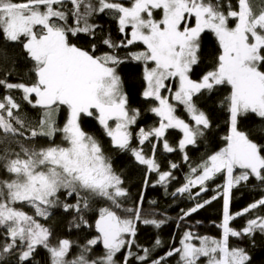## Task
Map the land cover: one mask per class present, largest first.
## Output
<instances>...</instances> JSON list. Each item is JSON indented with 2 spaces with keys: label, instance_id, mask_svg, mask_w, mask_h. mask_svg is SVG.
Listing matches in <instances>:
<instances>
[{
  "label": "snow or ice",
  "instance_id": "6c2138e0",
  "mask_svg": "<svg viewBox=\"0 0 264 264\" xmlns=\"http://www.w3.org/2000/svg\"><path fill=\"white\" fill-rule=\"evenodd\" d=\"M101 16L115 22L122 37L116 41L109 32L101 38L107 51L93 42L104 31ZM206 34L217 48L194 79L204 64ZM82 36L87 46L73 42ZM121 49H128L124 57ZM128 62L139 69L125 77L121 66ZM22 68L27 72L21 76ZM133 79L143 107L133 106ZM0 89V264H168L172 257L176 264H258L256 237L264 238V0H0ZM221 89L227 95L220 107L228 114L223 146L193 165L189 147L218 127L200 102ZM25 104L38 119L28 117ZM146 113L158 118L156 124L134 133ZM252 116L261 127L243 129L242 121ZM85 118L98 123L107 144L85 130ZM169 130L181 133L175 146ZM158 149L179 151L189 165L185 182L171 193H187L194 202L180 210L179 220L220 198L223 216L219 237L189 228L179 246L154 257L151 248L136 244L138 224L159 229L167 221L144 214L143 192L126 206L130 189L117 165L130 155L146 168L144 186L154 173L152 186L167 193L180 165L168 161L164 170ZM217 176L224 183L200 201ZM253 179L260 198L232 213L233 190ZM93 211L94 219L88 215ZM248 214L241 229L232 227ZM244 239L252 250L233 243ZM134 245L140 252L132 251ZM161 246L155 239L154 247Z\"/></svg>",
  "mask_w": 264,
  "mask_h": 264
},
{
  "label": "trees",
  "instance_id": "16d2710c",
  "mask_svg": "<svg viewBox=\"0 0 264 264\" xmlns=\"http://www.w3.org/2000/svg\"><path fill=\"white\" fill-rule=\"evenodd\" d=\"M70 7V5H69ZM98 22L101 23L104 27L103 32H97L96 40L93 41L97 43V46L102 51H107L103 45L99 43L100 39L106 36L109 32L114 40L119 41L122 37L117 30L115 22L109 20L108 18L101 16L98 18ZM207 42L204 45V55L205 60L204 64L201 65L200 69H197V74L193 77L198 78L201 74V70H207V68L211 65V54L216 51L217 45L215 43V39L211 34H206ZM86 37H81L80 40H74V43H78L81 46H87L85 44ZM139 49V46L132 48L133 51ZM14 52H19V49H14ZM128 49L119 50V54L121 57H124L127 53ZM24 61L21 58V64L23 65ZM122 71L121 75L125 77H129L135 71H138L139 66L135 62H128L121 66ZM24 72H27V68H22L21 76ZM13 79H17L14 75ZM130 84H133L131 94L133 95V106L134 107H143V101L139 96L140 84L137 80H130ZM5 94L3 89H0V97ZM13 95H19L18 93H13ZM227 95L226 89H221L217 91L214 95L211 96L210 99L205 98L201 100V107H204L205 110H211L213 115V120L218 127L213 129L212 136L209 137L208 140L198 143L197 146H190L188 149V154L190 157V163L195 165L199 163L203 158H206L207 155H210L212 152L217 151L220 147L223 146V142L221 137L226 134L227 124L226 120L228 118L227 111L220 107V101L223 100L224 96ZM23 110L26 111L28 117L35 121L39 117V113L31 108H29L26 104L22 105ZM181 115H185L181 112ZM185 118H187L185 116ZM65 119V114L62 112L59 114L58 120L59 123L63 124ZM156 117H154L150 113H146L139 121L136 126L133 128V132L138 131L139 127L148 128L156 124ZM85 130L93 133L94 135L101 136L102 133L99 128L98 123L91 119L85 118V121L82 125ZM241 127L243 129L254 128L258 129L261 127L258 118L252 116L249 119L243 120L241 123ZM169 142L175 146L180 137L181 133L179 130H169L168 133ZM103 142L105 144L108 143L106 137H102ZM41 143H44L42 140ZM135 144V141H134ZM146 146V151H147ZM157 159L163 161L162 167L164 170H168V161L175 162L180 165V167L174 170L175 179L171 181L168 185L167 193L165 188L161 185H155V181L157 179L156 175L153 173L149 176V185L144 186L143 181L146 174L145 166H139L134 163L132 157L130 155H124L118 161V167L123 170V173L126 177V185L130 189V197L126 206H133V202L138 200L141 192L144 194L143 201V212L148 218L155 219H165L167 223H165L161 228L157 229L152 225H144L142 223L138 224L137 235L135 237L136 244L141 247H148L152 249V255L154 257L163 256L165 252L171 246H179V240L182 237L184 231L189 228L197 233L198 235H207L213 237H219L221 229L217 227L221 221L223 216L222 211V198L212 201L210 204L206 205L204 208L200 209L197 213L192 214L190 217H187L185 220L180 221L179 216L181 215V209H188L193 206V201L188 199V196L177 195L172 196L171 193L174 192L178 187H180L185 182V175L189 171L188 163H185L182 159V154L177 151L173 153H163L162 149H158ZM224 183L223 176H217L214 180L207 182L208 191L201 193L198 199L200 201L208 200L213 195L216 194L217 186L222 185ZM193 192L198 191V188L192 189ZM261 186H259L258 182L254 179L251 183L248 184L247 187H241L240 189L233 190V196L230 204V211L232 213L240 212L243 208L247 207L248 204L253 202L256 199H259L261 196ZM155 203H152V202ZM102 206V205H100ZM98 207V206H94ZM89 217L94 219L95 212H89ZM251 214L239 216L234 219L231 224L232 227L236 229H241L248 218H250ZM62 219L59 211H57V215L54 218V221L58 222ZM199 222V223H197ZM179 225V226H177ZM76 230H73L75 232ZM70 239L78 240L79 236L75 234H69ZM159 238L162 241V246L157 248L154 247L155 239ZM234 244H239V246L247 247L252 250V246L247 239L243 241L233 240ZM98 253L101 252V248H97ZM132 251L140 252V248L133 246ZM256 259L259 261L264 259V238L259 235L256 237V247H255ZM142 254V253H141ZM123 255V254H122ZM40 259L45 258V253L43 250L40 252ZM177 257L169 258L168 264H176ZM132 264H139V262L133 260Z\"/></svg>",
  "mask_w": 264,
  "mask_h": 264
},
{
  "label": "rangeland",
  "instance_id": "374dc122",
  "mask_svg": "<svg viewBox=\"0 0 264 264\" xmlns=\"http://www.w3.org/2000/svg\"><path fill=\"white\" fill-rule=\"evenodd\" d=\"M184 196H188L187 193H185Z\"/></svg>",
  "mask_w": 264,
  "mask_h": 264
}]
</instances>
